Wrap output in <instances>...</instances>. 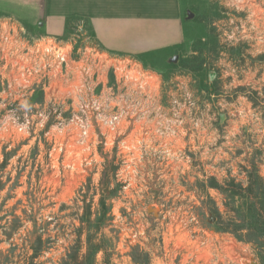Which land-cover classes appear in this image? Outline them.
Returning a JSON list of instances; mask_svg holds the SVG:
<instances>
[{"label":"rangeland","instance_id":"374dc122","mask_svg":"<svg viewBox=\"0 0 264 264\" xmlns=\"http://www.w3.org/2000/svg\"><path fill=\"white\" fill-rule=\"evenodd\" d=\"M183 5L188 44L170 53L104 52L79 18L53 35L72 44L74 58L85 43L103 51L99 70L110 84L118 60L142 67V102L113 127L94 122L86 136L65 104L54 136L0 124V264H62L77 240L84 252L99 218L94 241L102 237L106 250L94 264H264V252L217 230L202 188L208 176L244 182L251 161L264 177V61L256 58L264 53V0ZM0 22L33 37L48 34L12 16L0 14ZM194 44L199 72L181 66ZM47 99L34 93L28 107ZM50 118L45 129L54 133L55 112ZM208 193L224 210L222 195Z\"/></svg>","mask_w":264,"mask_h":264},{"label":"built area","instance_id":"2783aa9c","mask_svg":"<svg viewBox=\"0 0 264 264\" xmlns=\"http://www.w3.org/2000/svg\"><path fill=\"white\" fill-rule=\"evenodd\" d=\"M5 24L0 22V115L8 116L0 121L3 126L10 125L19 132L39 128L44 136H54L63 127L57 111L65 104L72 110L70 122L86 136L94 122L113 127L130 110L140 107L137 94L145 83L142 67L118 60L110 66L115 78L110 84L99 70L108 58L100 49L87 43L79 45L75 49L78 57L74 58V47L68 41L51 35L33 37L23 26ZM34 93H43L48 99L28 107ZM57 93L64 99L57 101L55 95L61 97ZM19 110L22 112L17 114ZM53 112L54 133L45 129Z\"/></svg>","mask_w":264,"mask_h":264},{"label":"crops","instance_id":"0c3cea01","mask_svg":"<svg viewBox=\"0 0 264 264\" xmlns=\"http://www.w3.org/2000/svg\"><path fill=\"white\" fill-rule=\"evenodd\" d=\"M183 7V0H0L1 15L41 27L47 35L63 33L67 21L79 18L89 26L93 43L124 56L186 46Z\"/></svg>","mask_w":264,"mask_h":264},{"label":"trees","instance_id":"16d2710c","mask_svg":"<svg viewBox=\"0 0 264 264\" xmlns=\"http://www.w3.org/2000/svg\"><path fill=\"white\" fill-rule=\"evenodd\" d=\"M68 26H70L69 21L65 28ZM90 34L92 35V33ZM148 56L143 54L139 55V58ZM198 58V50L194 44L192 53L181 61V66L193 72H199L202 69L203 60L198 61ZM256 58L264 61V53L257 55ZM190 63L192 64L190 65ZM243 171L245 173L244 182L237 181L232 176L222 181H218L215 176H208L202 181V188L208 202L206 209L214 218V224L219 232L230 234L238 241L249 243L258 251L264 252V177L260 174L257 163L254 161L249 162V166L245 167ZM208 189H215L222 195L224 210L219 209L210 197ZM82 223L90 226L87 224L89 223L88 219L83 220ZM101 223V218L97 219L93 232L87 234L84 241V252L81 254L82 246L80 240H77L62 264H94L96 254L106 250L102 237L94 241L98 236ZM35 242L41 244V236H37ZM37 256L38 250L33 248L26 260L33 263Z\"/></svg>","mask_w":264,"mask_h":264},{"label":"water","instance_id":"95a60500","mask_svg":"<svg viewBox=\"0 0 264 264\" xmlns=\"http://www.w3.org/2000/svg\"><path fill=\"white\" fill-rule=\"evenodd\" d=\"M188 15L190 16V15H192V14L189 13ZM176 60H177V56H173V57L170 59V61L173 62V63H175Z\"/></svg>","mask_w":264,"mask_h":264}]
</instances>
